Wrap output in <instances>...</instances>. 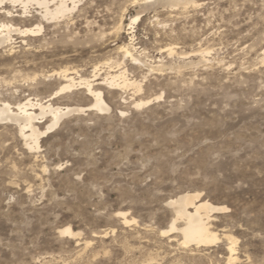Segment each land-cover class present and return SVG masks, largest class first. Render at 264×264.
I'll list each match as a JSON object with an SVG mask.
<instances>
[{"label":"rangeland","instance_id":"rangeland-1","mask_svg":"<svg viewBox=\"0 0 264 264\" xmlns=\"http://www.w3.org/2000/svg\"><path fill=\"white\" fill-rule=\"evenodd\" d=\"M184 1L83 0L50 23L4 8L0 22L44 30L0 50V106H90L86 89L52 97L68 69L111 112L67 117L35 152L0 122V264H264V0ZM122 71L138 86L104 82ZM185 192L227 208L216 244L163 234Z\"/></svg>","mask_w":264,"mask_h":264},{"label":"bare ground","instance_id":"bare-ground-1","mask_svg":"<svg viewBox=\"0 0 264 264\" xmlns=\"http://www.w3.org/2000/svg\"><path fill=\"white\" fill-rule=\"evenodd\" d=\"M82 1L83 0H0L1 10H3L0 14L13 17L11 11L4 9L7 5H12V7L20 6L23 9V14L27 16L30 14L29 7L31 5H36V9L39 10L38 15L43 21L50 23L64 19L76 12ZM171 1L176 4H185L184 0ZM138 19L139 17L135 18L133 23ZM43 30L44 26L42 24L31 28H20L9 22H0V50L12 44L14 35H20L23 38L39 35ZM119 48L127 59L129 58L134 62H138L139 58L136 59L134 57L129 46L123 45ZM170 51L173 53L172 48ZM72 74L73 73H70L68 69L63 72L64 84L52 97L55 98L63 93H69L78 89H86L88 96L92 98L90 106H54L50 103L52 99L44 101L31 98L15 105L4 102L0 106V122L15 124L18 127L20 137L24 140L26 147L31 152L39 151L41 149V140L56 129L67 117L79 114L82 115L87 111L100 113L111 112V107L106 102L102 91L95 89L94 85L89 80L76 82ZM104 82L110 87L127 88L138 86L136 82L126 77V71L109 75ZM150 104V101L141 102L137 104V107L148 106ZM121 114L124 115L125 113L121 112ZM47 118H50V123L47 124L45 130H41L39 125L45 123ZM201 197L199 193L185 192L170 200L168 205L173 210L175 219L171 224L170 230L163 232V234L180 230L184 239L182 244L186 247L192 244L197 247H210L216 244L220 239L212 229V215L222 211L224 212L227 208L214 205L207 200H202ZM179 221L182 223V229L177 226V222ZM124 223H130L126 216H124ZM61 234L69 238L75 236V232H73L70 227L64 228ZM229 239L232 243V246L229 248L230 262H233L237 260L235 257V245L237 241L231 237Z\"/></svg>","mask_w":264,"mask_h":264}]
</instances>
